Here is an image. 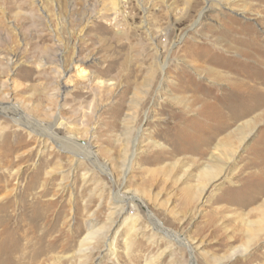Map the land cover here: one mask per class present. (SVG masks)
Returning <instances> with one entry per match:
<instances>
[{
    "label": "rangeland",
    "instance_id": "obj_1",
    "mask_svg": "<svg viewBox=\"0 0 264 264\" xmlns=\"http://www.w3.org/2000/svg\"><path fill=\"white\" fill-rule=\"evenodd\" d=\"M0 106V264H264V0H0Z\"/></svg>",
    "mask_w": 264,
    "mask_h": 264
},
{
    "label": "bare ground",
    "instance_id": "obj_2",
    "mask_svg": "<svg viewBox=\"0 0 264 264\" xmlns=\"http://www.w3.org/2000/svg\"><path fill=\"white\" fill-rule=\"evenodd\" d=\"M79 75L78 76H80V77H86V74H84V73H78ZM1 107V106H0ZM6 109V108H5ZM8 109V108H7ZM15 114V113H14ZM17 114H15V116H16ZM24 116H23V114L22 115H20V114H18L17 115V119H18V124L19 125H24L25 127L27 126V128H29V131L31 130V131H33L34 132V129L32 128V127H29L28 125H26L25 123H26V121L24 120V118H23ZM15 118V117H14ZM27 119V118H26ZM20 120H21V122H20ZM29 122V121H28ZM34 123V122H33ZM33 123H31V124H33ZM35 125V124H34ZM58 125H61V124H58ZM35 126H39V125H35ZM38 128H41V126L40 127H37V129ZM46 128V127H45ZM36 130V129H35ZM41 130H43V129H41ZM38 131V130H37ZM45 131V130H44ZM48 132L46 133L47 134V137L46 138H48V140H50V141H52V143H54L55 145H59L60 146V150H62V151H65L66 153H69V154H71L72 156H74V157H78V158H80V159H83V160H85V161H87V162H89V164H91V166L92 167H94V168H96V169H98V170H104L103 172H105V165H103L102 163H99L98 161H97V159L95 158V156H94V154L92 153V151H91V148H90V146L89 145H85L83 148L82 147H77L76 146V143H74V142H70V140H66V139H64V141L63 140H61L60 138H58V135L54 132V130H52V129H48L47 130ZM41 133V132H40ZM39 135H41V134H39ZM43 136V135H42ZM70 146H72L73 148H74V150L76 149V150H78V152H73L72 151V149L70 148ZM83 149V150H82ZM81 154V155H80ZM81 161V160H80ZM101 172V171H100ZM215 177V176H214ZM214 177H211V179L212 178H214ZM114 195V197L112 198L113 200H116V201H121L122 203H125V201H129L130 203L132 202V201H134V198L133 197H131V198H124L123 196H121V195H119V190L115 193V194H113ZM115 203V202H114ZM131 205V204H130ZM130 207V206H129ZM27 210V209H26ZM22 215V214H21ZM133 223V222H132ZM151 223L153 224V226H154V228H156V230L159 232V233H162V234H164V235H166V238L168 237L170 240H172V241H176V242H178V244H180V245H182V246H185V248L187 249V251H188V253L191 255V256H193L192 254V249H190V247L188 246V244L183 240V238H182V236H178L177 234H175V235H171L172 233H170L169 231H167V230H165L161 225H159L158 223H156V221H154V220H151ZM151 224V225H152ZM260 224H264V220H259L255 225H254V228L255 227H257V226H259ZM8 225V224H7ZM178 236V237H177ZM128 249V248H127ZM126 249V250H127ZM190 256V258H192ZM191 264H194V263H191Z\"/></svg>",
    "mask_w": 264,
    "mask_h": 264
}]
</instances>
